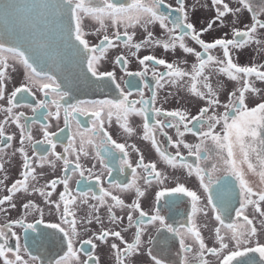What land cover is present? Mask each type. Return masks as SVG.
I'll return each instance as SVG.
<instances>
[{
    "label": "snow or ice",
    "instance_id": "1",
    "mask_svg": "<svg viewBox=\"0 0 264 264\" xmlns=\"http://www.w3.org/2000/svg\"><path fill=\"white\" fill-rule=\"evenodd\" d=\"M22 3L23 7L18 0H0V12L7 16L27 11L43 16L49 7V0H22ZM209 4L214 15L198 29L196 24L200 18L196 12L203 6L198 3L188 5L187 0H175V5L167 0H130L127 4H120L118 0H55L60 38L82 57L96 82L105 87L115 86L119 94L117 99L70 103V92L61 87L56 77L38 71L35 60L20 46L8 47L0 43V101L5 102L0 103V114H3V119H0V191L6 190L7 193L0 196V215L10 217V212L17 208L18 194L23 193L43 198V204L50 209L49 215L54 212L58 218L46 221L45 209L33 199L22 203V214L18 219L7 218L0 222L2 264H100L99 255L94 254L97 242L109 245L110 238L118 241L109 245L115 264H139L136 258L144 254L150 258V264H165L153 252L154 238L148 235L145 240L148 226L154 227L157 233L166 232L179 238V248L184 253L180 264H190V253H194L198 264H212L208 257H214L215 264H264V242L259 238L254 219L246 214L249 209L252 210L251 215L258 214L260 230L264 231V88L257 86V83L264 85V63L242 66L234 56V52L252 45L257 46L256 51L264 52V0H209ZM244 11L249 13L250 22L243 28L235 27L241 22ZM229 15L231 22L227 20ZM156 26L162 30L161 36L155 34L153 29ZM216 28L228 31L216 37ZM90 35L99 37L98 42L91 43ZM205 36L211 39L206 40ZM121 46L141 66L139 71H130L128 54L122 52L115 56L113 64L129 78L124 81L128 91L118 82L115 71L100 70L101 61L109 50ZM154 48L173 55L179 50L185 57H194L195 62L188 70L179 63L158 58L151 53ZM142 50L149 54L141 57L139 53ZM10 59L18 60L24 71L20 85L6 95V82L12 79L9 70L12 73L18 71ZM182 62L188 64L187 59ZM161 66L164 71L159 70ZM149 73L155 81V88L147 81ZM212 73L238 85L228 93L227 102L221 101L222 86L219 83L213 85ZM185 78L190 82L187 93L204 102L196 114L185 109L166 111L155 107L156 89L163 88L165 84L179 86ZM141 85L151 95L146 99L145 92L140 90L137 93L139 99H130L133 95L130 89H140ZM33 89H38L44 97L36 101L35 106L27 102L29 96H35ZM257 97L259 102L250 107L249 101ZM20 107L30 108L33 113L47 109L48 117L56 121L60 120L63 108L61 133L69 127L70 118L76 119L78 115H90L93 126L74 134L63 146V151L58 152L57 143L62 140L59 133L50 132V125H41L43 139L34 140L29 127L33 118L17 112ZM220 108L224 109L222 113ZM114 115L118 131L129 138L137 134L130 124V117H141V139L150 143L169 168L185 169L187 177L195 176L198 180L195 190L187 186V177L177 180L175 174L168 175L158 170L156 162H146L135 143L118 142L109 131ZM12 125L19 133V147L15 149L16 133L7 131ZM172 129L175 130V139L169 132ZM186 134L196 137L199 142H186ZM76 135L80 137L79 148L75 144ZM159 137L175 149L174 154L163 146ZM85 143L94 149V159L102 171H95L96 164L87 169L81 164V157L90 155L85 150ZM29 145L33 149L31 155ZM37 145L49 146L43 149L47 155L35 151ZM182 148L187 150V156ZM129 149L137 154L135 166L129 159ZM105 154L113 162L118 161V165L113 163L109 166ZM17 156L20 158V171L18 178L9 186L6 183L10 178L6 164L10 165ZM189 157L195 158L193 163L188 162ZM57 162L62 165V175L40 185L44 174L38 173L37 169L46 165L56 169ZM126 169H131V181L112 183L113 171L124 172ZM105 171L109 181L107 188L103 185ZM85 172L88 180L95 178L99 194L79 187L81 180L85 179ZM77 173L81 180L76 182L78 187L74 191L70 182ZM249 174L259 177L261 187L252 185ZM60 185L63 190L57 194V199H53ZM154 185L158 190L154 192L150 214L142 208V199ZM114 190L133 193V201L126 203ZM181 198H188L190 213L187 224L177 228L162 213L165 207L169 211L176 208ZM234 200L238 207L234 206ZM101 209H106V215H101ZM125 209L126 218L117 215L116 210L123 212ZM81 211L83 215H78ZM233 212L235 220L227 222L226 217ZM29 217L34 219L30 221ZM209 217L219 225L214 228L212 246L206 243L198 224V218ZM92 224L99 225V230L92 232L90 238L81 240V232H90ZM203 226L207 227L206 224ZM16 229L22 230L23 244ZM123 233H130V239H126ZM57 234L66 244V252L59 258L45 261L30 250L39 252L46 244L55 243ZM12 238L15 239L14 247L9 244ZM194 245L197 246L195 251ZM81 252L85 253L86 259H81Z\"/></svg>",
    "mask_w": 264,
    "mask_h": 264
},
{
    "label": "flooded vegetation",
    "instance_id": "2",
    "mask_svg": "<svg viewBox=\"0 0 264 264\" xmlns=\"http://www.w3.org/2000/svg\"><path fill=\"white\" fill-rule=\"evenodd\" d=\"M20 2L21 7H23L22 0H18ZM130 0H118V3L120 4H127ZM168 3H171L175 5V0H167ZM199 4L203 7H200L199 10L196 12V16L200 18V22L196 24V27L199 29L203 26H205L206 21L210 19L214 13L212 12L209 4V0H187L188 5L193 4ZM55 0H49V7L44 10L43 16H37L35 13L27 12V11H20V12H13L10 15H5L3 12H0V43H4L6 46L11 47L10 44H14V46H20L21 50H24L27 55H29L33 60H35V66L37 67L38 71H43L44 73H47L49 75H52L56 77L57 82L61 84V87L65 90H68L70 92V103H78L79 101H92V100H105V99H117L118 98V91L115 89V86H108L105 87L104 85L96 82L95 78L91 76V73L87 71L86 64L83 62L81 68L79 70L76 69H69L68 67L63 68L60 67L58 69L52 67V71H49L47 69V66H45V69H42L43 63L38 64L37 59L35 55H38L41 61H47L49 59H52V42L57 43V46H68V44L63 41L60 31V24L58 20L57 11L54 7ZM227 20L229 22L232 21V17L229 15L227 17ZM250 22L249 13L247 11H244L241 14V22L236 24L235 27L243 28L244 24ZM89 30H93L89 28ZM154 32L157 36L162 35V30L159 29L158 26H156L154 29ZM111 29H109V34H111ZM132 31V29H130ZM138 33L140 32L139 29H137ZM228 31V29H221L216 28L214 31V35L216 37H220L223 35L224 32ZM206 40H210V36L204 37ZM229 38H231V33L229 32ZM88 39L91 43H97L99 37L96 36H89ZM139 39V35L137 37ZM11 40V41H10ZM190 45L193 47H197V50H199L198 46L194 45L189 41ZM33 46V47H32ZM256 45H252L242 51L234 52V56L238 57L237 62L241 64L242 66L247 65L251 66L253 64H259L264 63V52H258L256 51ZM127 53L129 59L131 60L130 64L128 65V68L130 71H139L141 70V66L138 64L137 60L135 58H132L130 55V52L128 50L123 49L121 46L120 48L111 49L109 50V53L107 54L106 58L101 61L100 64V70H110L115 71L117 73L118 82L121 83V86L125 88L126 91L129 89L124 84V81L129 79L123 72L120 71L119 66H115L113 64V60L117 54L120 53ZM30 53V54H29ZM151 53L156 55L158 58H165L170 62H176L179 63V65L183 68H186L190 70L191 64L195 62L194 57L187 56L185 57L182 52L177 50V52L173 55L171 53H164L162 49H151ZM149 54L148 51L142 50L139 55L142 57L143 55ZM61 55V56H60ZM63 53L57 51V60H62ZM79 56V55H78ZM80 57V56H79ZM184 59H187L188 64H184L182 61ZM82 60V57H81ZM83 61V60H82ZM10 63H14L15 66L18 68V71L15 73L11 72V69L9 70V74L12 77L10 81H7V88H6V95L10 94V92L14 89V87L19 86L20 83L23 80V66L19 63L18 60H11ZM160 71H164L163 67L161 66L159 68ZM148 83L155 88V81L152 80L151 73H149L147 77ZM190 82L187 81V78H185V81H182L179 86H174L170 84H165L163 88L156 89L158 93L157 103L155 107L163 108L164 110H175V109H185L189 111L191 114H196L199 107L204 106L203 101H199L193 97H191L187 93V86ZM212 83L214 86L219 83L222 86V91L220 94V99L222 102H227L228 99V93L232 90H235L238 85L236 82L227 80L223 76H217L215 73H212ZM258 87L264 88V85H260L257 83ZM133 93L132 97L130 99H139L138 91L143 90L145 92V98L147 99L151 93L148 91V89H144L141 85L140 89L132 88L130 89ZM35 92V96H29L27 102H31L33 106H35L36 101L44 99L43 94L38 89H33ZM18 99H20L18 97ZM24 103V101H21ZM259 102V98L257 97L255 100L249 101V106H255V104ZM0 103H5L0 101ZM17 112H24L26 116L33 118L29 121V127L31 128L34 140H41L43 139L42 135V129L41 125H50L49 131L50 132H57L62 137V140L57 143V149L56 151L62 152L63 146L67 144L68 140L73 138L74 134H77L80 131H83L84 128H91L92 125V118L88 114L84 115H78L76 119L70 118V124L69 127L64 130V132H60V129L64 127V110L61 108L60 110V120L56 121L53 117H48V110L47 109H41L40 111L33 113L30 108L26 107H20L16 109ZM224 111L223 108L219 109V112L222 113ZM47 117V119H45ZM0 119H3V114H0ZM107 120V117H105ZM113 123L111 128H109V131L112 132L115 139L118 140V142H126L128 144L135 143L136 146L141 150V152L145 156L146 162H156L158 166V170L164 172L165 174L172 175L175 174L177 180L184 179L187 177V172L185 169H171L167 165L163 163V161L160 160L159 156L155 153V150L151 147L149 142H145L141 139V135L143 132L142 129V118L137 116L130 117V124L136 129V135L132 136L131 138L127 137L126 134L122 133V131H118V125L115 120V115L113 116ZM77 120H79V124H77ZM23 123V121H22ZM107 127V123H106ZM7 131L11 134L13 132L16 133V140L13 141V149L16 147H19V133L18 129L15 128L14 125L7 128ZM217 131H219V127L217 128ZM170 134L173 135V138L175 139V130H169ZM159 139L162 141L163 146L168 148V151L175 153V149L171 148L167 145L166 141H164L163 137H159ZM185 141L188 143H198V139L191 134H186ZM75 144L77 148L80 147V137L79 135H76ZM49 146L47 145H37L35 151L40 152L43 155H47L46 152H43L44 148H47ZM85 150H87L90 155L88 157H81V164L85 169L91 167L93 164H96V172L102 171L98 161L94 159V149L85 143L84 145ZM8 152H11L12 149H7ZM29 154L31 155L33 153V149L31 146H28ZM181 151L184 153L185 156H187V150L181 149ZM129 159L132 161L133 166H135V162L138 159L137 154L135 152H132L131 149H129ZM120 154L117 153V156ZM104 158L106 162L109 163V166H112L113 163H116L118 165V161L113 162L111 157H109L107 154L104 155ZM49 159H54V157H49ZM194 157H189L188 162L193 163ZM6 169L8 170L9 174V180L6 182L9 186L10 184L18 178V173L20 171V158L17 156L12 163L6 164ZM62 165L60 162H57V168L51 169L47 165L43 168L37 169L38 173H43L44 175L40 179L39 183L40 185H43L47 181L62 175ZM140 171V170H138ZM221 176H223V173H220ZM88 173L85 172V179L81 180L79 174L77 173L75 176L72 177V180L70 182V186L75 191L77 189V181L81 180L80 188L84 190H88L89 192H96L99 194V186L95 183V178L93 177L92 180L87 179ZM132 179L131 175V169H126L124 172H117L113 171L112 173V183L120 182V183H128ZM248 179L252 183V185L256 188L261 187L259 182V177L254 176L252 174L248 175ZM141 184H143V181H140ZM109 184L107 173L105 171V176L103 179V185L107 188ZM198 184V180L193 177H187V186L195 190L196 185ZM87 186V187H86ZM62 185L57 187V192L54 193L53 199H57V194L62 191ZM158 190V186L154 185L153 188H150L146 194V196L142 199V208L151 214L153 204H154V192ZM115 194H120L123 199H125L126 203H131L134 199L133 193H118L117 190H114ZM5 191H0V196L5 195ZM33 199L36 203H38L42 208L45 209V220L46 221H55L57 220L56 214L53 212L52 215H49L50 209L43 204V198L39 197L38 195L35 196H27L23 193L18 194V198L16 199L17 208L15 210H12L10 212V217H5L0 215V222H3L5 219H18L22 214V203L27 202V200ZM92 203H95V201H90ZM163 203V202H162ZM234 206L238 207V203L234 200L233 201ZM117 215H124L126 218L127 215V209H125L123 212L120 210H116ZM190 213V202L188 198H181L178 206L171 211H169L166 207L163 209V213L166 217L169 218V223H172L175 227L179 228L181 224H187L188 221V215ZM252 210L249 209L246 214L250 215V218L254 219V223H256L258 232H259V238L262 242H264V231L260 230L259 225V218L258 214L255 216L251 215ZM78 215H83V212L81 211L78 213ZM101 215H106V209H101ZM34 218L29 217V220L32 221ZM235 220L234 212L226 217L227 222H233ZM126 224V219H125ZM198 224L201 226V232L205 237L206 243L209 244V246H212L214 243V228L216 226H219L217 222H215L214 218H198ZM207 225V227H204L203 225ZM108 226L107 223L105 225ZM41 228H43V225H41ZM90 232L87 234L81 232L80 239H87L91 237V233L94 231L99 230V225L92 224L89 226ZM18 233L21 234V243H24V238L22 234V230L16 229ZM45 231H52L49 229H45ZM131 231H134L131 230ZM126 237V239H130V233H123ZM148 235H151L154 238V244L151 245L153 247V252L158 257L162 258L165 262V264H180L181 259L184 255V253L181 252L179 248V238L173 237L170 233H157L154 227L148 226V232L145 236V240H147ZM55 243H49L46 244L43 248L37 252L35 249H30L33 254L40 255L45 261L53 260L55 258H59L60 255H63L66 252V244L62 243L59 239V234L54 238ZM114 241L113 239H109V245ZM189 243L192 241L189 240ZM10 246H15V239L12 238L9 241ZM98 247L95 250L94 254L99 255L100 257V264H115L114 262V254L110 250L109 245H100L98 242ZM79 246V242L77 243V247ZM88 248L89 246H85ZM197 246L194 245V251ZM11 256V254H9ZM81 259H86V255L84 252L80 253ZM189 259L190 264H198V261L194 259V253H190ZM139 262V264H150V258L147 257L146 254L141 255L136 258ZM208 259L212 262V264H215V258L214 257H208ZM0 264H2V261H0Z\"/></svg>",
    "mask_w": 264,
    "mask_h": 264
},
{
    "label": "water",
    "instance_id": "3",
    "mask_svg": "<svg viewBox=\"0 0 264 264\" xmlns=\"http://www.w3.org/2000/svg\"><path fill=\"white\" fill-rule=\"evenodd\" d=\"M11 41V40H10ZM52 44V59H49L47 61H41L38 55H35L36 59L38 60L37 63L42 64V69H45V66H47V69L49 71H52V67L58 69L63 66V68L68 67L69 69H76L79 70L83 64V61L81 60V57H79L74 49H72L69 45L66 46H57V43H51ZM11 47H14V44H10ZM33 47V46H32ZM57 51L63 53L62 60H57ZM30 54V53H29ZM61 56V55H60ZM51 65V66H50Z\"/></svg>",
    "mask_w": 264,
    "mask_h": 264
}]
</instances>
